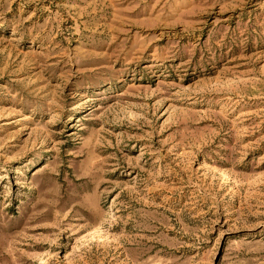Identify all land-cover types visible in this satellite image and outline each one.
Returning <instances> with one entry per match:
<instances>
[{
  "label": "rangeland",
  "instance_id": "obj_1",
  "mask_svg": "<svg viewBox=\"0 0 264 264\" xmlns=\"http://www.w3.org/2000/svg\"><path fill=\"white\" fill-rule=\"evenodd\" d=\"M0 264H264V0H0Z\"/></svg>",
  "mask_w": 264,
  "mask_h": 264
}]
</instances>
